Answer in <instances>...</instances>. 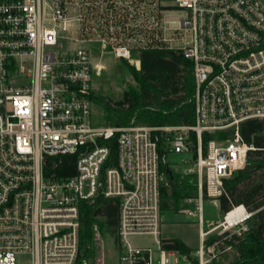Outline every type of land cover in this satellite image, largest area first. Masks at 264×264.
Listing matches in <instances>:
<instances>
[{
	"label": "built area",
	"instance_id": "1",
	"mask_svg": "<svg viewBox=\"0 0 264 264\" xmlns=\"http://www.w3.org/2000/svg\"><path fill=\"white\" fill-rule=\"evenodd\" d=\"M173 8L185 12L178 28L166 20ZM147 50L192 64L194 125L93 126L96 58L138 69ZM248 120H264V0H0V264H105L97 224L87 254L79 249L82 203L99 195L117 203L118 264H152L151 246L129 242L139 236L153 238L157 264H176L178 252L160 248L165 173L154 132L167 154L193 163L195 195L178 205L197 219L193 259L208 264L230 248L205 241L241 236L253 215L240 205L203 227L204 200L218 204L224 179L254 150L239 134Z\"/></svg>",
	"mask_w": 264,
	"mask_h": 264
},
{
	"label": "trees",
	"instance_id": "2",
	"mask_svg": "<svg viewBox=\"0 0 264 264\" xmlns=\"http://www.w3.org/2000/svg\"><path fill=\"white\" fill-rule=\"evenodd\" d=\"M129 68L135 87L128 86L113 104L102 97L97 98L103 104L107 126L140 125L160 128L194 125L195 85L192 64L188 60L173 52L147 50L140 54L138 69ZM160 134L154 132L160 170L166 174L167 165L162 159L166 160L167 151ZM239 134L242 141L252 145L254 150L247 153L246 166L233 172L230 178L224 179V194L219 197L218 206L222 215L240 205L253 215L248 221L246 233L241 236L226 233V238H223L224 235H214L205 241V245L217 241L218 246L233 250L234 257L229 264H264V120L241 123ZM210 137L206 135L203 138V148ZM190 138H193V134H190ZM105 144L110 148L108 165L113 166L116 156L115 138ZM72 174L73 168H70V172L63 175ZM184 193L186 192L182 187H161V211L177 210ZM93 223L98 225L101 235L113 236L116 244V200L99 195L92 204L82 203L79 228V249L82 255L87 254L86 246L91 242ZM160 248L181 255L190 254V249L177 238H161ZM191 264L197 262L192 259ZM208 264L218 263L213 259Z\"/></svg>",
	"mask_w": 264,
	"mask_h": 264
},
{
	"label": "rangeland",
	"instance_id": "3",
	"mask_svg": "<svg viewBox=\"0 0 264 264\" xmlns=\"http://www.w3.org/2000/svg\"><path fill=\"white\" fill-rule=\"evenodd\" d=\"M185 14L183 10L173 8L167 12L166 20L169 22L170 28H178L179 21ZM96 58V61L102 65V69L98 76H92L93 92L96 101L92 104L91 123L96 127L107 126L106 114L103 109V104L97 99L104 98L109 104H113L120 98L121 93L128 87H135L130 66L123 60L116 59L109 54H104L102 57ZM186 156L179 154H167L166 165L167 173L164 175L162 185L169 187H182L185 192L181 199L187 196L195 195V176L190 173V170L195 169L193 163H185ZM169 170V172H168ZM186 194V195H185ZM178 204H180L178 202ZM222 213L219 210L218 204L212 203L205 199L203 203V220L204 229H207V223H216L222 219ZM217 229L215 232H218ZM162 232V234H161ZM101 235V234H100ZM175 237L185 244L190 249L189 264L193 259V254L198 247V231L196 217H187L182 212L178 205L177 210H169L162 212L160 238ZM105 249V264H118V248L114 243V237L108 234L101 235ZM129 242L134 245H144L152 247V264H157L159 260V250L153 243L151 236L130 237ZM220 247V245H219ZM224 247V246H222ZM176 264H185L181 260V254L176 255ZM234 257V252L231 249L221 251L219 249L216 254L215 261L218 264H229Z\"/></svg>",
	"mask_w": 264,
	"mask_h": 264
},
{
	"label": "bare ground",
	"instance_id": "4",
	"mask_svg": "<svg viewBox=\"0 0 264 264\" xmlns=\"http://www.w3.org/2000/svg\"><path fill=\"white\" fill-rule=\"evenodd\" d=\"M233 215H234V213L228 212L227 220H230Z\"/></svg>",
	"mask_w": 264,
	"mask_h": 264
},
{
	"label": "water",
	"instance_id": "5",
	"mask_svg": "<svg viewBox=\"0 0 264 264\" xmlns=\"http://www.w3.org/2000/svg\"><path fill=\"white\" fill-rule=\"evenodd\" d=\"M162 161H165V159L163 158ZM168 172H169V170H168Z\"/></svg>",
	"mask_w": 264,
	"mask_h": 264
},
{
	"label": "crops",
	"instance_id": "6",
	"mask_svg": "<svg viewBox=\"0 0 264 264\" xmlns=\"http://www.w3.org/2000/svg\"><path fill=\"white\" fill-rule=\"evenodd\" d=\"M161 234H162V232H161ZM169 238H175V237H169Z\"/></svg>",
	"mask_w": 264,
	"mask_h": 264
}]
</instances>
